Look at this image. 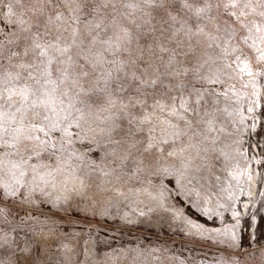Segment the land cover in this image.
Here are the masks:
<instances>
[{"label": "rangeland", "instance_id": "rangeland-1", "mask_svg": "<svg viewBox=\"0 0 264 264\" xmlns=\"http://www.w3.org/2000/svg\"><path fill=\"white\" fill-rule=\"evenodd\" d=\"M262 37L264 0H0V264H264Z\"/></svg>", "mask_w": 264, "mask_h": 264}, {"label": "snow or ice", "instance_id": "snow-or-ice-1", "mask_svg": "<svg viewBox=\"0 0 264 264\" xmlns=\"http://www.w3.org/2000/svg\"><path fill=\"white\" fill-rule=\"evenodd\" d=\"M236 6H237L236 3L231 4V7H236ZM233 15H235V13H233ZM257 30L260 31L259 26H257ZM261 39L264 40V37H262ZM35 47L36 48H41V45L37 43L35 45ZM48 47L54 49V51L56 53H58L59 56H65V55H67L71 51V48L70 47L60 48L58 45H49ZM77 47H79V45H77ZM77 54L79 55V53H77ZM38 55L46 58L44 71H45V74L48 75V76L51 75V73L49 72V68H50V66L53 63H63V61H58L56 56H49L48 53H47V51H43L42 50ZM82 58H86V57H82ZM262 58H264V51H262ZM69 59H71V57H69ZM66 71L67 70L65 69L64 72H66ZM82 75L85 76V77H87L88 76V72L85 71V72L82 73ZM21 95L23 97L24 102L26 103L27 102V92H26V90L25 91H22L21 92ZM9 99H11V97H9Z\"/></svg>", "mask_w": 264, "mask_h": 264}]
</instances>
